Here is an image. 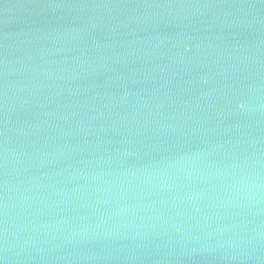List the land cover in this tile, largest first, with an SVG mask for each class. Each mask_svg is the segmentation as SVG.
Wrapping results in <instances>:
<instances>
[{
    "label": "water",
    "instance_id": "95a60500",
    "mask_svg": "<svg viewBox=\"0 0 264 264\" xmlns=\"http://www.w3.org/2000/svg\"><path fill=\"white\" fill-rule=\"evenodd\" d=\"M0 264H264V0H0Z\"/></svg>",
    "mask_w": 264,
    "mask_h": 264
}]
</instances>
